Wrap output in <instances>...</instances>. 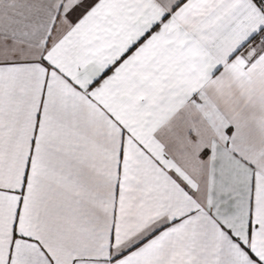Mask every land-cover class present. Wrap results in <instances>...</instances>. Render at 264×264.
Returning a JSON list of instances; mask_svg holds the SVG:
<instances>
[{
    "label": "snow or ice",
    "instance_id": "obj_1",
    "mask_svg": "<svg viewBox=\"0 0 264 264\" xmlns=\"http://www.w3.org/2000/svg\"><path fill=\"white\" fill-rule=\"evenodd\" d=\"M0 264H264V0H0Z\"/></svg>",
    "mask_w": 264,
    "mask_h": 264
}]
</instances>
